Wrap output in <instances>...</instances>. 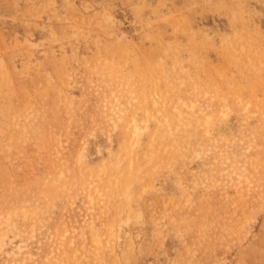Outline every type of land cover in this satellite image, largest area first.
Listing matches in <instances>:
<instances>
[{
	"label": "rangeland",
	"instance_id": "rangeland-1",
	"mask_svg": "<svg viewBox=\"0 0 264 264\" xmlns=\"http://www.w3.org/2000/svg\"><path fill=\"white\" fill-rule=\"evenodd\" d=\"M0 264H264V0H0Z\"/></svg>",
	"mask_w": 264,
	"mask_h": 264
}]
</instances>
